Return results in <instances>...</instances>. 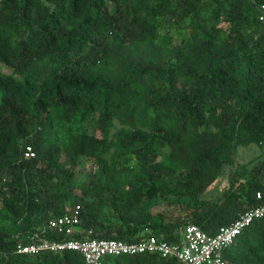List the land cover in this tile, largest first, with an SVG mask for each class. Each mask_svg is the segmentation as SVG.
Returning <instances> with one entry per match:
<instances>
[{
    "label": "trees",
    "instance_id": "obj_1",
    "mask_svg": "<svg viewBox=\"0 0 264 264\" xmlns=\"http://www.w3.org/2000/svg\"><path fill=\"white\" fill-rule=\"evenodd\" d=\"M262 5L0 0V264H85L75 251L16 253L38 232L71 240L42 231L68 214L69 203L79 204L82 229L93 238L128 243L152 236L181 243L175 232L187 221L167 206L214 234L264 204ZM114 122L115 136H102ZM26 145L32 160L23 159ZM251 145L262 157L251 170L232 172L223 196L208 201L237 166L238 149ZM81 157L98 166L89 182L76 179ZM224 258L264 264V220ZM105 264L177 260L145 254Z\"/></svg>",
    "mask_w": 264,
    "mask_h": 264
},
{
    "label": "built area",
    "instance_id": "obj_2",
    "mask_svg": "<svg viewBox=\"0 0 264 264\" xmlns=\"http://www.w3.org/2000/svg\"><path fill=\"white\" fill-rule=\"evenodd\" d=\"M260 21L264 22V5L261 6ZM36 152L26 145L23 159L32 160ZM257 200L263 198L262 192L256 194ZM264 220V204L251 207L239 213L229 225L220 227L214 234L208 233L198 224L187 222L182 231L183 241L168 242L157 237H149L137 243L117 239L93 238V230L82 229L81 208L74 207L68 214L48 221L42 229L64 232L71 240L56 241L35 233L28 237L30 243H20L16 248L18 255H37L40 253H62L75 251L81 255L85 264H105L107 258L157 254L165 259H176L177 264H227L224 252L234 245L254 223ZM83 236L78 239L76 236Z\"/></svg>",
    "mask_w": 264,
    "mask_h": 264
},
{
    "label": "rangeland",
    "instance_id": "obj_3",
    "mask_svg": "<svg viewBox=\"0 0 264 264\" xmlns=\"http://www.w3.org/2000/svg\"><path fill=\"white\" fill-rule=\"evenodd\" d=\"M2 70L4 72L10 73L11 69L7 68V67H3ZM120 128V125L117 122L113 123V128L111 129V131L107 134L104 133L102 134H98V136H108L109 138H113L115 136V133L118 131V129ZM263 152L260 149L259 146L257 145H251L249 147H240L236 153V162H237V166H235L234 168H228L226 171V174L222 177H220V179L216 182V184L209 190L208 193H206L205 198H207L208 201H215L217 200L219 197H222L223 194L225 193V191H227V187H229L230 184V179H231V174L232 172H235L237 170H239L242 167H245L247 170H251L255 164L257 163V161L262 157ZM62 160H64V157L62 158ZM98 169L97 164L94 162V160L92 159H88L86 157H81L78 161V165L76 167V179L78 182H89V180L91 179V176L93 175V173ZM79 193L80 191L77 190ZM78 203H69L67 204V211H71L74 207L78 206ZM168 210L174 211L176 213V217L183 223L186 221L188 222L190 220V218L182 216V212L177 209V207L175 206H167ZM174 223H175V217L173 218ZM178 220V221H179ZM184 228V224L183 226H181V228L176 229L177 234L181 235L182 231Z\"/></svg>",
    "mask_w": 264,
    "mask_h": 264
},
{
    "label": "crops",
    "instance_id": "obj_4",
    "mask_svg": "<svg viewBox=\"0 0 264 264\" xmlns=\"http://www.w3.org/2000/svg\"><path fill=\"white\" fill-rule=\"evenodd\" d=\"M182 241H183V236H182ZM108 259V258H107ZM107 261V260H106Z\"/></svg>",
    "mask_w": 264,
    "mask_h": 264
}]
</instances>
